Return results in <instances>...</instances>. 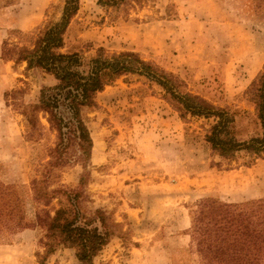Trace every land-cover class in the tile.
Segmentation results:
<instances>
[{
  "label": "rangeland",
  "instance_id": "rangeland-1",
  "mask_svg": "<svg viewBox=\"0 0 264 264\" xmlns=\"http://www.w3.org/2000/svg\"><path fill=\"white\" fill-rule=\"evenodd\" d=\"M63 6L64 0H0V208L19 203L29 225L12 232L0 222V264L42 260L44 233L31 226L36 205L30 184L44 176L56 146L41 113L40 136L28 140L22 115V107L37 103L40 90L56 81L2 60V42L24 44L19 32L56 23ZM132 6L110 16L97 0H80L63 50L81 52L85 61L99 47L138 53L177 75L187 92L234 113L237 137L259 134L247 92L264 69V0H140ZM95 101L97 107L83 113L92 140L86 169L74 145L62 154L67 165L50 176L51 184L70 188L84 176L82 210L105 211L125 233L92 264L208 263L191 229L196 204L208 197L223 203L264 199V158L241 153L228 162L213 155L204 141L206 121L181 120L162 90L144 78L122 77ZM44 264L79 262L73 249L57 246Z\"/></svg>",
  "mask_w": 264,
  "mask_h": 264
},
{
  "label": "trees",
  "instance_id": "trees-1",
  "mask_svg": "<svg viewBox=\"0 0 264 264\" xmlns=\"http://www.w3.org/2000/svg\"><path fill=\"white\" fill-rule=\"evenodd\" d=\"M139 2L97 0L110 16L126 14L133 7L132 3ZM79 3L80 0H64L56 23L34 33L19 32V36L25 38L24 44L10 42L8 38L1 47L2 60L13 61L15 65L24 63L26 73L38 70L56 81L54 86L40 90L37 103L22 107L28 125V140L40 136V113L46 118L50 131L56 133V146L50 150L51 159L44 176L33 179L30 184L32 201L36 205L31 226L39 227L44 233L39 241L44 249L40 264H44L57 246L73 249L79 264H92L113 237L123 238L125 234L105 211L95 209L87 214L82 210L86 198L84 176L74 188L50 182L53 169L67 165L63 155L74 145L80 151L82 168L86 169L92 140L83 113L95 109L96 95L122 77L135 75L158 86L164 100L181 120H205L208 129H205L204 141L213 155L228 162L235 161L241 153L251 160L264 158V69L247 92L260 133L241 139L236 135L234 113L187 92L186 85L177 75L143 60L138 53H109L99 47L95 55L85 61L81 52L64 51L65 35L79 10ZM18 204L0 208V222L6 231L29 228ZM196 208L191 229L197 236V251L208 260L206 264L264 262V199L223 203L208 197L200 200Z\"/></svg>",
  "mask_w": 264,
  "mask_h": 264
}]
</instances>
